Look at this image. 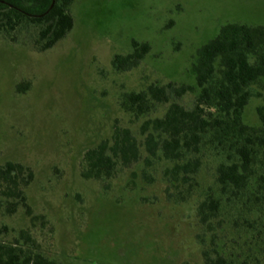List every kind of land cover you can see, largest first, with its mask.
Segmentation results:
<instances>
[{
    "label": "rangeland",
    "instance_id": "374dc122",
    "mask_svg": "<svg viewBox=\"0 0 264 264\" xmlns=\"http://www.w3.org/2000/svg\"><path fill=\"white\" fill-rule=\"evenodd\" d=\"M69 11L73 30L45 52L36 47L34 27L0 36V167L13 162L32 170L26 196L36 218L22 207L12 214L3 208L0 226L9 233L0 242L28 230L37 244L28 247L53 264H205L213 232L199 223L197 197L180 202L166 194L172 163L143 159L101 182L83 178L84 155L117 126L142 140L144 119L124 112L126 94L153 83L185 84L196 88L182 100L190 107L199 93L198 49L229 23L264 26V0H72ZM133 41L151 51L136 69L119 72L114 58L132 53ZM263 104L252 99L248 125L260 126ZM216 166V157L204 160L198 192L213 186ZM232 217L238 214L224 220ZM214 232L239 264H264L263 243L244 253L232 241L239 237L231 223Z\"/></svg>",
    "mask_w": 264,
    "mask_h": 264
},
{
    "label": "trees",
    "instance_id": "16d2710c",
    "mask_svg": "<svg viewBox=\"0 0 264 264\" xmlns=\"http://www.w3.org/2000/svg\"><path fill=\"white\" fill-rule=\"evenodd\" d=\"M52 2L0 0V36L34 27L38 50L52 49L75 25L69 11L72 0H56L50 10ZM133 48L128 55L115 56L117 71L136 69L151 51L149 44L136 41ZM193 72L199 93L190 107L182 100L196 88L185 84L153 83L144 91L126 94L121 103L124 112L144 119L142 140L130 128L115 127L110 140L86 151L82 176L107 182L117 175L119 166L130 168L143 159L149 166L157 160L172 163L164 172L166 194L180 202L197 197L199 223L213 232L211 246L203 249L204 263L239 264L217 245L214 231L231 223V230L242 240L232 241L244 253L264 244V104L257 108L259 127L245 122L252 99L264 98V26L229 23L221 27L215 38L198 49ZM208 156L217 160L213 186L198 192V175ZM33 179L32 170L22 164L8 162L0 167V211L6 208L12 214L22 207L32 217L26 189ZM229 212L238 217L227 222ZM8 233L7 226H0V236ZM30 243L37 245L28 230H22L11 244L0 242V264H53L31 250ZM250 257L247 253L246 258Z\"/></svg>",
    "mask_w": 264,
    "mask_h": 264
},
{
    "label": "water",
    "instance_id": "95a60500",
    "mask_svg": "<svg viewBox=\"0 0 264 264\" xmlns=\"http://www.w3.org/2000/svg\"><path fill=\"white\" fill-rule=\"evenodd\" d=\"M56 0H53L50 10L54 7Z\"/></svg>",
    "mask_w": 264,
    "mask_h": 264
}]
</instances>
